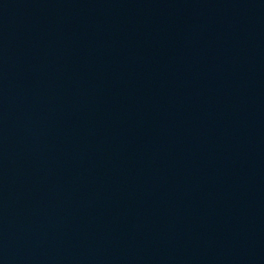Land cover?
I'll return each instance as SVG.
<instances>
[{
	"label": "water",
	"instance_id": "95a60500",
	"mask_svg": "<svg viewBox=\"0 0 264 264\" xmlns=\"http://www.w3.org/2000/svg\"><path fill=\"white\" fill-rule=\"evenodd\" d=\"M0 264H264V0H0Z\"/></svg>",
	"mask_w": 264,
	"mask_h": 264
}]
</instances>
